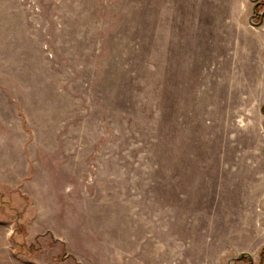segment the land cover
Listing matches in <instances>:
<instances>
[{
	"label": "rangeland",
	"instance_id": "1",
	"mask_svg": "<svg viewBox=\"0 0 264 264\" xmlns=\"http://www.w3.org/2000/svg\"><path fill=\"white\" fill-rule=\"evenodd\" d=\"M263 11L0 0V264H264Z\"/></svg>",
	"mask_w": 264,
	"mask_h": 264
},
{
	"label": "crops",
	"instance_id": "2",
	"mask_svg": "<svg viewBox=\"0 0 264 264\" xmlns=\"http://www.w3.org/2000/svg\"><path fill=\"white\" fill-rule=\"evenodd\" d=\"M141 245L139 244V248L134 250L135 254L133 257L137 260L133 261V264H172L168 250L165 249L166 243L155 245L156 250L142 249Z\"/></svg>",
	"mask_w": 264,
	"mask_h": 264
},
{
	"label": "water",
	"instance_id": "3",
	"mask_svg": "<svg viewBox=\"0 0 264 264\" xmlns=\"http://www.w3.org/2000/svg\"><path fill=\"white\" fill-rule=\"evenodd\" d=\"M263 14H264V11L262 12L261 17H260V20H259L258 23H252V24L259 25V24L262 22ZM241 254H242V255L245 254V255H248V256L250 257V254H249V253H245V252H243V253H241Z\"/></svg>",
	"mask_w": 264,
	"mask_h": 264
},
{
	"label": "trees",
	"instance_id": "4",
	"mask_svg": "<svg viewBox=\"0 0 264 264\" xmlns=\"http://www.w3.org/2000/svg\"><path fill=\"white\" fill-rule=\"evenodd\" d=\"M261 111L264 113V104L261 106ZM264 251V248L263 250L261 251V253Z\"/></svg>",
	"mask_w": 264,
	"mask_h": 264
}]
</instances>
